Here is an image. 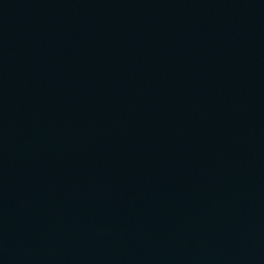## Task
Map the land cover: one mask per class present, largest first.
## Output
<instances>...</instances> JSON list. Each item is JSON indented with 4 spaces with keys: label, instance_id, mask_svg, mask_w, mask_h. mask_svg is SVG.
<instances>
[{
    "label": "water",
    "instance_id": "water-1",
    "mask_svg": "<svg viewBox=\"0 0 264 264\" xmlns=\"http://www.w3.org/2000/svg\"><path fill=\"white\" fill-rule=\"evenodd\" d=\"M0 264H264V0H55L0 66Z\"/></svg>",
    "mask_w": 264,
    "mask_h": 264
}]
</instances>
